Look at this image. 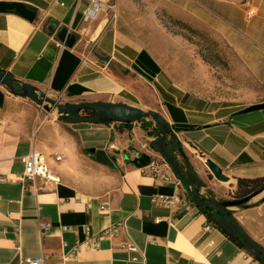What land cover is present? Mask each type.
Listing matches in <instances>:
<instances>
[{"label": "crops", "instance_id": "0c3cea01", "mask_svg": "<svg viewBox=\"0 0 264 264\" xmlns=\"http://www.w3.org/2000/svg\"><path fill=\"white\" fill-rule=\"evenodd\" d=\"M93 1L106 11L113 4L131 5V0H0L36 13L32 23L0 14V71L64 105L112 102L144 109V90L153 88L157 98L146 108L168 124L198 185L182 182L173 171L163 182L132 164L142 154L163 159L154 146L158 137L150 135L156 123L146 120L147 131L139 122L68 124L56 109L40 107L0 83V264L36 258L44 264H264L213 227L196 205L187 213L154 202L158 196L192 201L195 191L200 199L233 201L238 179L264 178V109L245 113L264 105V0L137 3L141 9L165 7L173 19L209 32L233 55L242 86L252 88L247 100L211 99L187 89L180 74L167 71L156 56L157 42L149 47L139 40L145 35L110 28L106 11L84 22ZM249 7L256 10L251 20ZM63 30L76 40L73 48L58 38ZM134 99L142 104L134 105ZM31 152L45 157L59 185L20 183ZM206 161L229 183L217 181ZM231 216L264 250V190ZM45 223L50 228L44 232ZM90 224L92 236L116 225L120 230L96 250L75 251Z\"/></svg>", "mask_w": 264, "mask_h": 264}, {"label": "rangeland", "instance_id": "374dc122", "mask_svg": "<svg viewBox=\"0 0 264 264\" xmlns=\"http://www.w3.org/2000/svg\"><path fill=\"white\" fill-rule=\"evenodd\" d=\"M123 7L111 5L103 16L110 28L129 30L137 35H145L140 41L152 47L158 43L156 55L164 68L177 72L186 88L199 96L220 100H247L252 96V88L242 86L244 79L232 54L225 53L223 47L203 29H193L190 25L169 16L167 9L137 8L138 0ZM250 89V90H249ZM144 111L157 98L153 88L144 90ZM154 96V97H153ZM134 105H141L132 100ZM148 105V106H146ZM45 108L54 109L50 106ZM83 115H86L82 113ZM149 123H155L150 118Z\"/></svg>", "mask_w": 264, "mask_h": 264}, {"label": "water", "instance_id": "95a60500", "mask_svg": "<svg viewBox=\"0 0 264 264\" xmlns=\"http://www.w3.org/2000/svg\"><path fill=\"white\" fill-rule=\"evenodd\" d=\"M7 12H15L23 19L34 22L36 20V13L26 6L22 4H6L0 3V14ZM54 30H51L53 32ZM58 38L62 43L65 44L68 48H73L76 40L70 36L67 30H63ZM0 83L5 86V88L11 93L21 95L40 107H52L57 110L59 114H61V119L68 124H77V123H88V124H135L142 120H148L152 118L159 124H161V131L158 135L157 140L154 142V146L157 152L161 155L164 161L169 164L173 173L184 183L188 185H194L198 182V179L187 172H183L180 169L179 162L176 160L174 155H171L167 152L165 148V141L168 134V129L166 123L163 119L156 113L147 112L142 109L129 106L123 103H112V102H96V103H84V104H71L64 105L60 104L56 100H52L47 98L44 95H41L35 88L19 84L16 80L12 78V76L6 72L0 71ZM17 85L20 86L17 89ZM264 109V105L253 106L245 110V113H250L253 111H258ZM84 111H91L94 113L93 116L86 117L82 116ZM94 153V151H92ZM151 163V156L147 154H142L138 156L135 160L132 161V164L137 169H144L148 167ZM206 165L212 174V176L221 183H229L228 177L224 175V173L211 161H206ZM256 194H253L243 200H233L226 202H219L213 205V207L220 213L222 216L214 219V224L218 226L220 229L230 233L232 236L238 237L243 247L255 254L257 258H261L264 260V250L260 249L256 242L251 240L239 227L231 216V211L233 209L239 208L248 204ZM192 202L197 207H206L203 201L199 198V192L195 191L192 194Z\"/></svg>", "mask_w": 264, "mask_h": 264}, {"label": "built area", "instance_id": "2783aa9c", "mask_svg": "<svg viewBox=\"0 0 264 264\" xmlns=\"http://www.w3.org/2000/svg\"><path fill=\"white\" fill-rule=\"evenodd\" d=\"M106 11V8H103V6L97 2L93 1L92 8L88 9L83 17L84 22H89L90 20L96 19L101 12ZM107 12V11H106ZM256 15V10L253 7H249V9L246 12V19L251 20ZM56 162H61L62 158L59 156L55 157ZM24 173L22 178L20 179V183H22L24 186L28 182H35L36 180H39L43 182L44 185L51 184L53 186L59 185L60 180L55 174L54 170L50 168L48 165L45 157L41 155L38 152H31L25 159H24ZM143 170H148L149 174L160 179L163 182H169L170 181V175L168 172L172 173L171 168L169 165L163 160V159H156L152 158L151 164L144 168ZM180 181L178 182V185H180ZM27 186V185H26ZM42 191L41 189H35V192ZM154 202L161 206H166L169 208H177L182 209L187 213H191L195 207V204L191 200H189L186 196H158L154 199ZM101 211L104 212V207L101 208ZM91 227L92 225H88L85 228L86 233V241L80 246L76 248L75 251L80 250V248H87L90 250H96L99 248L100 241L106 239V238H113L115 237L120 230V226H112L106 230H104L100 235L98 236H92L91 235ZM42 231H47L50 228V224L45 223L41 226ZM128 252L136 253L137 249L133 246H127L124 248ZM27 264H44V260L42 258H36V259H30L26 261Z\"/></svg>", "mask_w": 264, "mask_h": 264}, {"label": "trees", "instance_id": "16d2710c", "mask_svg": "<svg viewBox=\"0 0 264 264\" xmlns=\"http://www.w3.org/2000/svg\"><path fill=\"white\" fill-rule=\"evenodd\" d=\"M10 13L16 14L14 12H10ZM83 113L86 114V117L87 116L90 117L94 115V113L91 111H84ZM139 123L142 124L143 129L146 131L151 127V124H149L146 120L139 121ZM155 123H156V128L153 132L150 133V135L156 138L158 137L161 131V124H159L156 121ZM127 125H130V124H126V126ZM166 125L168 129V134H167L166 141H165V148L167 152L171 155H174L176 157V160L179 161L180 159L181 164L179 165H180V169L183 172H187L191 174L192 176H195V174L190 170L188 166L186 156L183 150L180 148L178 143L175 141V137L172 134L170 127L168 126V124ZM194 185L197 186L198 184L195 183ZM262 190H264V178L238 179L237 188L233 193L230 194V197L236 201L243 200L253 194H258ZM201 199L203 203L206 205V207H201L200 212L202 213V215H204L207 218L208 222L211 223L213 227H216L217 229L222 231L224 234H226L228 238L232 242H234L236 245H238L241 249H245L242 245L241 240L238 237L232 236L230 233L220 229L218 226L214 224V219L220 216V213L213 207V205L217 203L215 201V198L210 196L209 198H201ZM253 256H255V254H253ZM258 259L262 263H264L263 259L261 258H258Z\"/></svg>", "mask_w": 264, "mask_h": 264}, {"label": "bare ground", "instance_id": "6f19581e", "mask_svg": "<svg viewBox=\"0 0 264 264\" xmlns=\"http://www.w3.org/2000/svg\"><path fill=\"white\" fill-rule=\"evenodd\" d=\"M103 8H104V6H103ZM105 24H106V21L103 22V23L101 24V26H100V28H99V30H98V33H99V31L102 29V27H103ZM98 33H97V34H98Z\"/></svg>", "mask_w": 264, "mask_h": 264}]
</instances>
